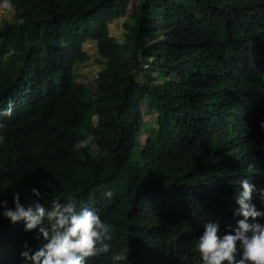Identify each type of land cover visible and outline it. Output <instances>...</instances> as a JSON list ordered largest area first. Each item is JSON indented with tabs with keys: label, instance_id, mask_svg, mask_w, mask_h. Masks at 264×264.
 Masks as SVG:
<instances>
[{
	"label": "trees",
	"instance_id": "1",
	"mask_svg": "<svg viewBox=\"0 0 264 264\" xmlns=\"http://www.w3.org/2000/svg\"><path fill=\"white\" fill-rule=\"evenodd\" d=\"M4 2L15 10L0 22V107L13 106L0 117V200L12 207L14 192L24 202L36 188L48 207L72 195L112 224L127 264H201L203 223L234 227L239 181L264 187V0H139L131 14L132 0ZM121 18L123 44L109 28ZM88 42L105 66L92 95L75 75ZM147 96L159 129L141 150ZM34 235L0 216V264H23Z\"/></svg>",
	"mask_w": 264,
	"mask_h": 264
},
{
	"label": "clouds",
	"instance_id": "2",
	"mask_svg": "<svg viewBox=\"0 0 264 264\" xmlns=\"http://www.w3.org/2000/svg\"><path fill=\"white\" fill-rule=\"evenodd\" d=\"M133 10L130 6L128 13L131 14ZM11 19L12 17L3 20ZM122 20L124 25L125 20ZM117 22L118 20L114 21L109 28L111 36L120 42L111 32V26ZM123 35L124 26L120 36ZM85 46H91V42ZM153 74L155 73L151 75ZM137 79L142 80L143 76L139 75ZM149 99L151 104L155 103L147 96L141 103V111L144 105L147 107ZM12 107L10 101L5 107L1 106L0 117L10 116ZM143 117L149 118V115L144 112ZM94 118L95 123L93 121L92 125L96 127L98 119L96 115ZM259 127L264 131V120L259 122ZM157 133L158 130H155V137ZM2 139L0 136V140ZM153 143L154 146L145 149L156 147L155 138ZM87 147L88 139L82 138L73 143L72 150L79 151ZM246 171L253 172V166L249 164ZM29 191L30 199H25L24 202L20 200L21 193L14 192L12 207L7 206L6 200H0V216L10 223L22 222L25 232L35 229L33 238L41 241L35 251L27 243L22 245L23 250L19 255L23 264H88V258L102 255L107 256L110 264H127V255L111 248L112 224L102 220L91 205L81 203L77 207L75 197L68 195L63 200L60 197L51 199L49 206L45 207L41 202V192L36 188ZM103 197L111 201L113 191L104 190ZM232 200L235 205L232 216L239 217L235 220V226L221 230L216 222L203 223L202 231L195 238L193 250L201 264H264V187H257L249 178L241 179Z\"/></svg>",
	"mask_w": 264,
	"mask_h": 264
},
{
	"label": "rangeland",
	"instance_id": "3",
	"mask_svg": "<svg viewBox=\"0 0 264 264\" xmlns=\"http://www.w3.org/2000/svg\"><path fill=\"white\" fill-rule=\"evenodd\" d=\"M137 3V0H132L130 6L131 9H134V5ZM7 5V6H6ZM14 11V7L9 5L8 2L3 3L0 5V21L3 19H10L12 17V13ZM118 19L117 24H113L111 26V32L112 35L119 38V43H124L126 41V31L124 30V35L120 36L123 30V20ZM119 21H121L119 23ZM134 19H132V22ZM84 51L87 52L88 57L85 59V61L79 65L76 66L75 75L76 79H78L79 83H82L86 85L87 91L89 95H92L93 88L92 85L95 83V78L97 73H99L102 69H104V64L102 63V58L100 57L98 53V49L95 46V44L91 43V46H83ZM148 73L152 74L155 73L151 69H148ZM139 78H142L141 76ZM91 88H89V87ZM93 98L97 99V96H93ZM148 102V105L143 106L142 109V124H143V135L139 138V142L141 145V150L145 149V147L154 146V138H155V130H158V110H157V104L150 102V99ZM144 112H146L149 115V118L143 117ZM95 114L93 110H90L88 112V118L90 123L92 124L94 121ZM95 123V121H94ZM147 125V126H146ZM146 127V128H145ZM165 129L170 132V127L168 125L164 126ZM146 131V133H145ZM146 150V149H145ZM153 152H157V149H151ZM168 152L171 151V154L173 155V150H167Z\"/></svg>",
	"mask_w": 264,
	"mask_h": 264
}]
</instances>
